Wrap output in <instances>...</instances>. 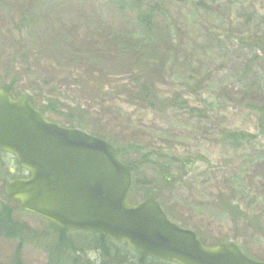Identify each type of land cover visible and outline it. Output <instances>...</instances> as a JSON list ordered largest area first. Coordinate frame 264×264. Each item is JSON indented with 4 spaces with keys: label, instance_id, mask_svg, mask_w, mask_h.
<instances>
[{
    "label": "rangeland",
    "instance_id": "rangeland-1",
    "mask_svg": "<svg viewBox=\"0 0 264 264\" xmlns=\"http://www.w3.org/2000/svg\"><path fill=\"white\" fill-rule=\"evenodd\" d=\"M141 2L158 8L151 39L117 0H0V84L38 95L50 121L136 161L132 204L157 195L207 243L264 260V53L239 46L262 37L264 0ZM229 133L254 138L235 148ZM18 169L0 154V201L22 228L16 240L0 237V264H48L56 230L6 196L1 173ZM57 255L60 264H112L86 245Z\"/></svg>",
    "mask_w": 264,
    "mask_h": 264
},
{
    "label": "water",
    "instance_id": "water-1",
    "mask_svg": "<svg viewBox=\"0 0 264 264\" xmlns=\"http://www.w3.org/2000/svg\"><path fill=\"white\" fill-rule=\"evenodd\" d=\"M0 151L28 173L7 184V197L61 230L107 237L175 264H264L235 244L205 246L194 231L168 218L153 198L131 204L132 173L112 144L53 123L28 97L14 99L4 89Z\"/></svg>",
    "mask_w": 264,
    "mask_h": 264
},
{
    "label": "trees",
    "instance_id": "trees-1",
    "mask_svg": "<svg viewBox=\"0 0 264 264\" xmlns=\"http://www.w3.org/2000/svg\"><path fill=\"white\" fill-rule=\"evenodd\" d=\"M141 0H117V5L119 7V10H121V12L123 13H130L134 16L135 22L138 25L139 30H141L142 34L144 36H146L148 39H151L154 36L155 33V17L156 14L158 12V8L157 6L152 2L149 4H141ZM144 6V7H143ZM263 28H264V23H263ZM264 33V31H263ZM262 33V37L259 36L258 33L253 34V36L251 35V37H249L248 39H243L241 41L240 46V50L242 51H246L247 53L251 54V52H259L261 51L262 53H264V34ZM257 61V59L255 61H251V64L255 65V62ZM262 81H264V79L259 80L260 83H262ZM15 83H7V84H0V89H4V91L6 93H8L12 98L16 99V98H20V97H28L33 106L35 107V109H38L41 113H43V115L46 116L47 119H49L47 117V114H49L50 110L47 108V106H45L39 99H38V95H24L23 92L18 91L17 89H14L15 87ZM264 86V82L262 83V86ZM264 88V87H263ZM258 113L260 115V119H261V126L264 128V105L261 107H257ZM248 138H254L251 135L245 134V133H229L228 135H226V139L228 142H230V144L232 146H234L235 148H239L240 146L243 145L244 142H246V140H248ZM104 139V138H102ZM106 140V139H104ZM111 144V143H110ZM116 148V147H115ZM118 151V156L119 159L121 160V162L123 164H125L132 172V178H133V184H132V188L134 186H137L139 184L138 180H136V178L134 176H136V161H128L127 159H124V153L120 148H116ZM2 152H0L1 154ZM3 168L6 167V164L3 163ZM12 171L10 170H6L4 173H1L2 176L4 177V181L5 183L8 184L9 181L11 180H15V179H20V178H25L26 177V172L22 169H18V174L16 176H13L11 173ZM171 173H169L168 171L163 175V181H164V185L165 186H169L174 184L172 181V176H170ZM4 193V192H3ZM131 195V193H130ZM4 200L8 201V199L5 196V193L3 194ZM153 198L155 200L158 199L157 195H150L147 196L146 198ZM261 198V197H260ZM1 200V199H0ZM162 206V205H161ZM164 209V208H163ZM167 215L170 217V214L168 212H166ZM173 221L176 222V220ZM178 223V222H176ZM51 227L54 228V230H56L58 236H57V241H58V245L57 250H59V253L62 254V250H80L81 247H83L84 245H86L88 248L95 250V252L97 251L98 253L101 254L103 259L109 258L112 260V264H174L171 262H167V261H162V260H158V259H153L150 257H147L145 255H141L138 254L134 251H132L126 244L124 243H119V242H115L107 237H103V236H98V235H93V234H87V233H78V232H66L63 231L61 229H59L58 227H56L55 225L48 223ZM179 224V223H178ZM181 226H183L184 228H187L186 225L184 224H180ZM245 227H248V225H245ZM193 231V230H192ZM195 233L197 234V238H199V240L208 247H213V246H217L219 244H222L221 241L216 242V243H207L204 239V237H202V235L198 232L195 231ZM22 234V228L21 226L17 225V223L14 220V216L12 215V212L9 208L6 207L5 202L2 200L0 201V237H4L6 239H12V240H16L18 239ZM73 235V237H77L80 240H75L72 242L69 241L68 237H71ZM68 236V237H67ZM242 250V249H241ZM243 252V250H242ZM59 253H54L51 254V259L50 262L48 264H60V261L58 259V255ZM244 253V252H243ZM245 254V253H244ZM245 256H247V254H245ZM249 257V256H247ZM250 258V257H249ZM134 259V263L130 262L131 260ZM252 259V258H251ZM264 261V260H261Z\"/></svg>",
    "mask_w": 264,
    "mask_h": 264
}]
</instances>
